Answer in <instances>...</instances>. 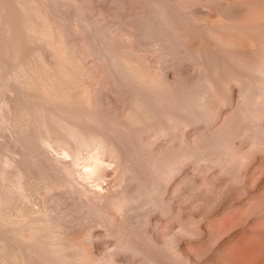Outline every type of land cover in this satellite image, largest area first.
I'll return each mask as SVG.
<instances>
[{
  "label": "bare ground",
  "instance_id": "bare-ground-1",
  "mask_svg": "<svg viewBox=\"0 0 264 264\" xmlns=\"http://www.w3.org/2000/svg\"><path fill=\"white\" fill-rule=\"evenodd\" d=\"M0 264H264V0H0Z\"/></svg>",
  "mask_w": 264,
  "mask_h": 264
},
{
  "label": "rangeland",
  "instance_id": "rangeland-1",
  "mask_svg": "<svg viewBox=\"0 0 264 264\" xmlns=\"http://www.w3.org/2000/svg\"><path fill=\"white\" fill-rule=\"evenodd\" d=\"M58 150V149H57ZM57 150H54V149H51L50 150V152H51V154H53V153H55L56 155H54V157H57V158H65V156H63V153H62V151H60L59 153L58 152H55V151H57ZM62 153V154H61ZM67 158H69V157H67ZM67 158H65L66 160H69V159H67ZM80 164H82V163H80ZM75 169H76V175H75V178H76V180L74 181V182H76V185H77V183H78V186H80V184L82 185V186H80V187H87V188H92V190H97L98 191V189H99V191L101 190V187L99 186H97L96 184H95V182L94 181H91L93 178L91 177V176H89L90 178H88L87 177V174H85L86 172H87V170H88V168H84L85 167V165L83 166H81V165H79L78 164V167H77V164L75 165ZM87 167V166H86ZM84 168V169H83ZM79 169V170H78ZM85 169H87L86 170V172H85ZM80 172V173H79ZM82 172V173H81ZM84 172V173H83ZM77 173H79V175L77 174ZM81 174H82V176L84 175H86V177H82L81 176ZM80 176V177H79ZM74 178V179H75ZM92 178V179H91ZM93 184V185H92ZM105 184V183H104ZM103 183H102V186L104 185ZM95 185V186H94ZM105 186V185H104ZM96 187H98V188H96ZM89 188V189H90ZM28 199H30V200H28ZM25 201V200H24ZM26 201H28V202H26ZM26 201H25V207L27 208V209H29V210H37L38 208H39V205H40V200H39V197L38 196H33V197H29V198H27L26 199ZM38 207V208H37ZM25 208V209H26ZM31 208V209H30ZM24 212H26V211H24Z\"/></svg>",
  "mask_w": 264,
  "mask_h": 264
}]
</instances>
